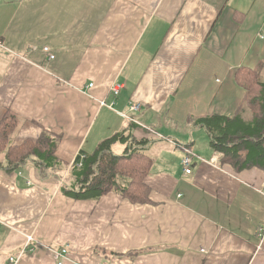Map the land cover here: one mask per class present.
I'll use <instances>...</instances> for the list:
<instances>
[{
  "label": "crops",
  "instance_id": "0c3cea01",
  "mask_svg": "<svg viewBox=\"0 0 264 264\" xmlns=\"http://www.w3.org/2000/svg\"><path fill=\"white\" fill-rule=\"evenodd\" d=\"M0 42L11 140L61 134L68 164L0 167V264H57L51 247L66 244L64 264H264V170L221 163L196 122L235 114L239 66L262 60L264 77V0H0ZM125 130L150 139V201L60 192L79 154ZM179 144L196 153L190 173Z\"/></svg>",
  "mask_w": 264,
  "mask_h": 264
},
{
  "label": "trees",
  "instance_id": "16d2710c",
  "mask_svg": "<svg viewBox=\"0 0 264 264\" xmlns=\"http://www.w3.org/2000/svg\"><path fill=\"white\" fill-rule=\"evenodd\" d=\"M263 61L256 66L241 65L235 70V81L245 93L233 116L216 113L198 116L197 124L205 127L213 150L222 152L221 163L235 170L257 166L264 170V77ZM250 118H245V112ZM20 123L19 115L8 109L0 120V167L15 170L26 163L39 168L61 167L57 149L61 134L43 129L36 138L19 143L11 140ZM124 143L121 153H114L116 142ZM149 138L136 139L130 131L116 132L102 140L93 152L79 154L63 179L60 192L76 199L98 200L116 192L132 202L150 201V186L146 182L153 159L144 151ZM68 165L67 163H65ZM58 178L61 175L57 173Z\"/></svg>",
  "mask_w": 264,
  "mask_h": 264
},
{
  "label": "built area",
  "instance_id": "2783aa9c",
  "mask_svg": "<svg viewBox=\"0 0 264 264\" xmlns=\"http://www.w3.org/2000/svg\"><path fill=\"white\" fill-rule=\"evenodd\" d=\"M1 45L2 44L0 42V46ZM45 49L47 50L48 48L46 47ZM89 86H92V83H90ZM121 88H122V84L115 83V84H113L111 86V91L116 95V94L120 93ZM141 106H142V103L134 102V103H132L130 105L129 111L132 112V111H135V110H139ZM123 114L125 115V117H128L129 120H131V121H133V122H135L137 124H140V122L133 115H131L130 113H123ZM143 127L148 128L151 131L154 130L153 128H151L149 126H146V125H144ZM173 144L177 145V143L175 141H174ZM179 146H181L184 149V151H185V155H184L183 160H182L185 172L190 173L192 171V169H191L192 160H193V157H195L196 153L189 146L181 145V144H179ZM215 162H219L218 161V157L215 158ZM263 230H264V228H261L262 232H263ZM262 232H260L259 235H262ZM32 242H34V243H32ZM35 243H38V242L35 240L33 235H27V246H26V248L30 249V250H33L34 249L33 245ZM51 251H52L53 257L55 258L57 264H64L65 260L67 258H69V250H68V245L67 244L66 245H62L60 247H51ZM10 260L14 261V257H11Z\"/></svg>",
  "mask_w": 264,
  "mask_h": 264
},
{
  "label": "bare ground",
  "instance_id": "6f19581e",
  "mask_svg": "<svg viewBox=\"0 0 264 264\" xmlns=\"http://www.w3.org/2000/svg\"><path fill=\"white\" fill-rule=\"evenodd\" d=\"M159 134V133H158ZM160 137H163L161 134H159Z\"/></svg>",
  "mask_w": 264,
  "mask_h": 264
},
{
  "label": "rangeland",
  "instance_id": "374dc122",
  "mask_svg": "<svg viewBox=\"0 0 264 264\" xmlns=\"http://www.w3.org/2000/svg\"><path fill=\"white\" fill-rule=\"evenodd\" d=\"M203 132H206V131L203 130Z\"/></svg>",
  "mask_w": 264,
  "mask_h": 264
}]
</instances>
